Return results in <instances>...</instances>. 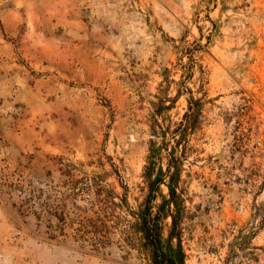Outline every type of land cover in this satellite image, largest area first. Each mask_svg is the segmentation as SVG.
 <instances>
[{
    "label": "rangeland",
    "instance_id": "rangeland-1",
    "mask_svg": "<svg viewBox=\"0 0 264 264\" xmlns=\"http://www.w3.org/2000/svg\"><path fill=\"white\" fill-rule=\"evenodd\" d=\"M145 164L175 264H264V0H0V264H148Z\"/></svg>",
    "mask_w": 264,
    "mask_h": 264
},
{
    "label": "trees",
    "instance_id": "trees-1",
    "mask_svg": "<svg viewBox=\"0 0 264 264\" xmlns=\"http://www.w3.org/2000/svg\"><path fill=\"white\" fill-rule=\"evenodd\" d=\"M151 157V156H150ZM145 172L144 185L148 187V192L146 194V199L144 200V207L140 212L141 220V237L143 239V244L148 250V264H175V260L166 253H164L161 247V240L163 237V225L161 223V218L169 214L171 216V225L169 231V238H172L176 234L177 230V220L173 213V209L177 207V192L175 185L170 190V197L166 198L162 205H159L156 209V205L153 202L155 198V190L161 177L157 179H152V171L150 166L144 165Z\"/></svg>",
    "mask_w": 264,
    "mask_h": 264
}]
</instances>
